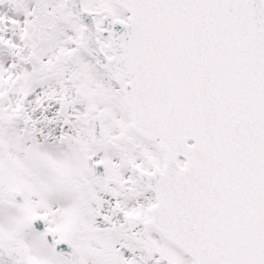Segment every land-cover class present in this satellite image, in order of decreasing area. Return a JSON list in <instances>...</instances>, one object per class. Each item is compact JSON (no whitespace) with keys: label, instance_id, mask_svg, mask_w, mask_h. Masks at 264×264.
<instances>
[{"label":"snow or ice","instance_id":"1","mask_svg":"<svg viewBox=\"0 0 264 264\" xmlns=\"http://www.w3.org/2000/svg\"><path fill=\"white\" fill-rule=\"evenodd\" d=\"M0 264H264V0H0Z\"/></svg>","mask_w":264,"mask_h":264}]
</instances>
